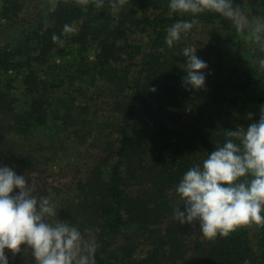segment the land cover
Wrapping results in <instances>:
<instances>
[{
	"label": "trees",
	"instance_id": "trees-1",
	"mask_svg": "<svg viewBox=\"0 0 264 264\" xmlns=\"http://www.w3.org/2000/svg\"><path fill=\"white\" fill-rule=\"evenodd\" d=\"M97 2L0 0V166L96 241V264H264V226L209 241L174 216L184 173L249 125L245 109L264 107V51L209 12L169 47L167 29L194 19L170 14V0ZM233 6L264 20V0ZM185 47L208 66L201 89L184 82Z\"/></svg>",
	"mask_w": 264,
	"mask_h": 264
},
{
	"label": "clouds",
	"instance_id": "clouds-1",
	"mask_svg": "<svg viewBox=\"0 0 264 264\" xmlns=\"http://www.w3.org/2000/svg\"><path fill=\"white\" fill-rule=\"evenodd\" d=\"M119 2L123 5L126 0ZM97 6H102V0ZM169 9L170 14L194 18L177 21L167 29L169 47L199 23L195 17L209 12L230 20L237 32L248 29V38L264 51V20L250 21L242 7L233 6V0H170ZM195 53V47L183 49L187 58L184 82L198 90L205 85L202 70L208 66ZM259 65L264 68V59ZM226 136L229 139L223 146L212 151L202 166L189 168L176 188L185 210L177 206L175 218L180 224L198 221L200 233L209 241L228 237L239 228L264 226V108L259 122L226 131ZM15 189L17 194H13ZM35 193L34 182L0 166V264H8L6 249L13 256L30 253L35 264H96V241L85 239L77 227L53 219L57 213L52 200Z\"/></svg>",
	"mask_w": 264,
	"mask_h": 264
},
{
	"label": "rangeland",
	"instance_id": "rangeland-1",
	"mask_svg": "<svg viewBox=\"0 0 264 264\" xmlns=\"http://www.w3.org/2000/svg\"><path fill=\"white\" fill-rule=\"evenodd\" d=\"M42 1L44 2L43 4L45 5L48 2H51L53 0H42ZM262 108L264 107L251 105L247 109H245L244 112H242L241 116L244 118L245 122L246 121L250 122L249 125L253 122H259L260 113H261ZM249 114H251V118H249ZM249 125H246V123H244L242 126L243 128L246 129ZM53 170L55 171L56 175L59 177V179H61L62 182L69 181L70 178L73 176L72 168L65 166V163L63 161L62 162L59 161L58 163H56L54 165Z\"/></svg>",
	"mask_w": 264,
	"mask_h": 264
}]
</instances>
